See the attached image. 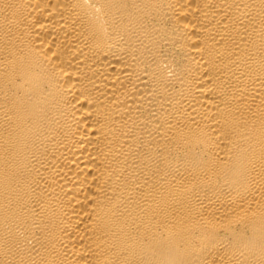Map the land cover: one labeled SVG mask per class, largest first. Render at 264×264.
Returning <instances> with one entry per match:
<instances>
[{"label": "bare ground", "instance_id": "obj_1", "mask_svg": "<svg viewBox=\"0 0 264 264\" xmlns=\"http://www.w3.org/2000/svg\"><path fill=\"white\" fill-rule=\"evenodd\" d=\"M0 264H264V0H0Z\"/></svg>", "mask_w": 264, "mask_h": 264}]
</instances>
